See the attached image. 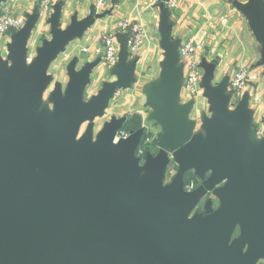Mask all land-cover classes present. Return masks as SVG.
I'll list each match as a JSON object with an SVG mask.
<instances>
[{
	"label": "water",
	"instance_id": "95a60500",
	"mask_svg": "<svg viewBox=\"0 0 264 264\" xmlns=\"http://www.w3.org/2000/svg\"><path fill=\"white\" fill-rule=\"evenodd\" d=\"M236 10L246 18L264 68V0H247ZM57 19L51 18V39L36 50L30 65V19L10 36L8 62L0 59L5 92L0 102V264H252L264 257V157L258 153L264 138L258 152L247 144L246 102L229 113L220 95L211 93L205 73L202 85L213 117L204 122L205 135L193 134V123L182 125L170 113L173 77L165 71L147 97L148 120L161 129L162 151L145 159L147 172L138 182L137 162L130 157L143 129L115 143L126 117L105 123L93 148L71 145L80 123L101 117L116 91L128 87L121 60L126 46L111 69L115 80L104 83L96 96L83 101L91 66L76 73L70 64L67 88L62 92L56 84L50 93L53 118H34L51 81L49 64L88 26L72 24L61 31ZM165 151L172 152L182 173L194 170L201 176L211 170L209 184L228 180L222 196L227 205L199 222L197 240L191 238L192 225L183 221L203 189L180 196L177 181L160 195ZM234 221L242 237L224 256L226 225ZM242 243L249 249L240 257Z\"/></svg>",
	"mask_w": 264,
	"mask_h": 264
},
{
	"label": "crops",
	"instance_id": "0c3cea01",
	"mask_svg": "<svg viewBox=\"0 0 264 264\" xmlns=\"http://www.w3.org/2000/svg\"><path fill=\"white\" fill-rule=\"evenodd\" d=\"M42 1L4 0L0 5L1 14L23 18L24 23L29 19L33 21L26 54L31 53L30 44H33L35 50L39 48L42 36L49 37L48 41L51 39L48 36L51 18L58 17L61 31L72 24H88L86 30L69 42L48 66L46 75L49 77L48 70L52 63L65 50L70 51L73 57L65 68L64 83L51 79L46 89L50 87L53 90L54 85L58 84L64 92L69 83L67 68L70 64L76 73L91 66L83 99L85 91L92 85L101 84L102 87L104 83L113 82L115 77L111 74L112 67L95 56L93 49L100 44L103 35L116 34L114 45L118 55L122 46L127 47L128 35L118 33L116 26L118 22L127 20L142 29V45L136 54H131L128 47L127 51L122 50L121 60L128 73L129 84L127 88L116 91L103 115L110 109V120H120L128 114L137 113L142 117V129L146 123H153L148 120L151 110L147 105V97L156 90L161 77L168 70L173 77L168 101L170 113L182 125L193 123V134L205 135L204 122L213 117L202 85V79L208 73L207 85L211 93L220 95L229 113L233 115L236 112L240 101L246 102V113L249 116L245 129L246 142L254 152L261 150L264 136L256 132L258 110L261 109L257 110L255 104V83L246 88L237 105L234 104L229 87L234 71L244 66L245 58L254 55L256 70L264 72V68L258 65V44L248 28L246 18L236 10L238 5H244L247 0H179L175 10H168L160 0H46L47 6L41 9L39 4ZM100 15L103 17L96 18ZM13 33L1 38L2 41L9 44ZM190 41L196 52L187 58L180 57L181 45ZM83 49L87 52H83ZM193 62L199 65L201 77L193 90H190L185 78L188 65ZM209 66L211 70L207 69ZM263 79L260 78L259 83L263 82L264 85ZM101 87L87 101L96 96ZM259 120L262 118L259 117Z\"/></svg>",
	"mask_w": 264,
	"mask_h": 264
},
{
	"label": "rangeland",
	"instance_id": "374dc122",
	"mask_svg": "<svg viewBox=\"0 0 264 264\" xmlns=\"http://www.w3.org/2000/svg\"><path fill=\"white\" fill-rule=\"evenodd\" d=\"M48 36H50V33ZM113 36L115 39L116 34ZM48 38L45 37V35L41 37L39 48L42 47V45L46 41H48ZM7 45L8 44H5L0 38V59H2V61L4 62L5 61L8 62ZM192 45L194 46L193 43ZM30 49H31V53L29 54L28 53L29 51H28L27 52L28 54H26L27 65H30L32 63L37 53L35 48L33 47V44H30ZM69 52L65 50L64 51L65 54L64 53L61 54L50 66L48 70V74H49V78L53 79V81H60L61 84L64 83L65 68L68 62L73 57L71 56ZM195 52H196V48H195ZM255 61H256V57H254V55H252L251 58H245V60L243 61L244 66H241L240 68L246 71H249L251 74H255L257 76L255 85H254L255 87L254 97L257 99V101L255 102L256 108L257 110L261 109V111L258 110L257 121L259 122L257 125L258 130H256V132H258V135H261L262 137L264 136V121H263L264 120V85H263V82L259 83V79L260 78L262 79V77L264 76H263V71L256 70ZM9 65H10V62H9ZM200 77H201V74H200ZM2 86H3L2 82L0 81V102L4 101V96H5V92ZM100 87H101V84H97V86L92 85V87L87 89L85 91V96H84L83 101L86 102L89 96H91L92 94H95L96 91ZM51 90L52 88L50 87L48 89H45L44 93L42 94V101L36 109L34 118L44 117L49 120L53 118L54 107L49 98ZM238 102H234V104L237 105ZM113 105H115V102ZM208 108H209V105H208ZM259 117L262 118L261 121L259 120ZM110 119H111L110 109L109 110L107 109L105 115L101 117H96L91 121H84L80 123L78 130L72 139L71 145L84 143L88 145L90 148H93L97 142L98 135L103 129L104 124L109 123L111 121ZM259 131L261 133H259ZM146 134H147V137H145ZM160 137H161V132H160L158 125H156V123L154 122L146 123V126L143 129V133L140 136L139 143L134 153L130 157V160H134L137 162V170H138V176H137L138 180L137 181L138 182L143 180L147 172L146 165H145V159L148 157L155 158L162 151L159 145ZM119 139L120 138L116 137L115 143H117ZM141 140L143 141L140 142ZM262 148H263V151L258 152V153H262L264 157V146ZM165 155H166V159L168 163L166 165L165 171L160 181V185H159L160 195H162L169 187H171L177 181H179L181 184L180 191H179L180 196L190 194L191 192L197 190L198 188L203 189L202 195L199 197V199L193 205V207L186 213L184 217V221H183L184 224L192 225L191 238L192 240H197L202 235V232L199 227V222L204 221L209 217L217 215L227 205L226 201L223 199L222 196L228 185V180H220L214 184H209L210 178L212 176L211 170L205 171L201 176L196 175L194 170H188L182 173L180 172L179 166L177 165V163L175 162L173 158L172 152L165 151ZM123 165L124 163L122 164V166ZM189 175L195 177L197 182H192V179H191L190 183L186 184V181ZM226 227L228 229V235L226 237L225 243L220 248V252L224 256L228 254L229 250L234 245V243L240 241L242 237V229H241L240 224L237 221L228 223ZM248 249H249L248 243H242L240 257L245 256L248 252ZM252 264H264V257L256 258L252 262Z\"/></svg>",
	"mask_w": 264,
	"mask_h": 264
},
{
	"label": "built area",
	"instance_id": "2783aa9c",
	"mask_svg": "<svg viewBox=\"0 0 264 264\" xmlns=\"http://www.w3.org/2000/svg\"><path fill=\"white\" fill-rule=\"evenodd\" d=\"M179 0H165V7L168 10H175L178 6ZM47 1L44 0L40 2V8L47 6ZM24 25L23 18H18L10 14H1L0 15V38L6 36L10 32H16L20 30ZM117 31L128 35L127 47L131 54H136L142 45L143 32L140 26L136 23L129 22L127 20H122L117 23ZM114 36L113 35H103L101 37L100 44L93 49V54L99 57L109 66H115L117 63V49L114 45ZM83 52H87L86 49H83ZM195 53V48L191 42H186L181 45L179 50V55L182 58H187L192 56ZM201 69L199 65L195 62L190 63L187 68V74L185 78L186 86L193 90V88L198 84L200 79ZM257 76L251 74L249 71H246L242 68L236 70L229 82L230 90L233 93V101L238 102L246 88L255 83ZM259 133H261L259 131ZM118 138L125 139L127 135L123 133H118Z\"/></svg>",
	"mask_w": 264,
	"mask_h": 264
},
{
	"label": "trees",
	"instance_id": "16d2710c",
	"mask_svg": "<svg viewBox=\"0 0 264 264\" xmlns=\"http://www.w3.org/2000/svg\"><path fill=\"white\" fill-rule=\"evenodd\" d=\"M160 1L163 4H165V0H160ZM117 36H118V34H117ZM118 37H120V36H118ZM120 38H118V39H120ZM121 40L123 41V39H121ZM141 127H142L141 115H139L137 113L128 114V115H126V119H125L119 133H123V134L129 136V135L135 133L136 131H138ZM145 137H147V134ZM142 141L143 140H141L140 142H142ZM191 179H192V181L195 180L194 177L189 175L188 180L186 181V184L190 183Z\"/></svg>",
	"mask_w": 264,
	"mask_h": 264
},
{
	"label": "flooded vegetation",
	"instance_id": "af4514ba",
	"mask_svg": "<svg viewBox=\"0 0 264 264\" xmlns=\"http://www.w3.org/2000/svg\"><path fill=\"white\" fill-rule=\"evenodd\" d=\"M193 177V176H192ZM195 178V177H194ZM187 180H188V178H187ZM192 182H197V180H196V178H195V180L194 181H192Z\"/></svg>",
	"mask_w": 264,
	"mask_h": 264
}]
</instances>
